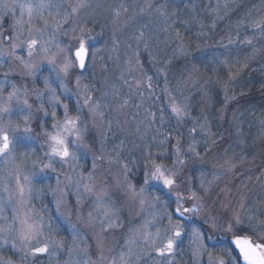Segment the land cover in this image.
I'll return each instance as SVG.
<instances>
[{
	"label": "snow or ice",
	"instance_id": "6c2138e0",
	"mask_svg": "<svg viewBox=\"0 0 264 264\" xmlns=\"http://www.w3.org/2000/svg\"><path fill=\"white\" fill-rule=\"evenodd\" d=\"M89 6L88 0H75L72 4L65 0H27L18 5L20 16L14 19L12 35L5 37L11 41L10 47L0 48V70L7 69L0 71V249L10 246L12 250V255L0 253V264H44L45 258L47 264H103L105 246L120 244L115 235L117 229L124 230L120 237L124 250L112 256L111 264H143L145 256L151 264H181L183 253L179 249L185 236L191 247L192 264H202L205 255L204 264H264V198L250 203L247 195L241 193L236 197L238 210L231 201H221L217 207V201L210 202L213 193L209 192V173L200 171L199 189L190 183L192 176L186 171L189 163H207L197 150L199 141L194 134L198 130L206 134L207 144L215 133L204 108L202 119L191 116L188 97L177 102L169 88V66L177 56L185 58L186 64L176 77V91L183 93L201 80L206 84L211 79L205 78L202 63L196 61L195 52L200 50V44L186 41L180 29L173 27L178 11H169L167 2L154 5L152 0L139 6L141 14L152 15L154 11L167 25L164 31H172L178 41L171 56L157 68V76L164 77L163 95H157L153 75L145 71L139 51H133L122 68V84L109 82L107 77L101 82L95 77L100 49L93 47L92 29L86 27V22L72 20L73 14ZM0 7L7 10L9 5ZM16 7L13 4L11 10ZM220 7L217 0L216 6L207 11L223 19ZM223 7L229 5L225 3ZM253 8L256 14L249 9L221 38L225 52L213 58V63L223 66L228 73L226 80L217 79L223 87L225 105L236 98L234 92L229 96L231 83L249 61L264 56V43L258 46V41H264V0L259 8ZM121 10L128 9L124 4L113 9L117 17ZM4 19L6 11L0 13V21ZM69 23L71 27H67ZM180 23L199 24L200 38L205 37L206 27L209 33L216 27L215 20L208 26L196 16ZM248 29L251 34H247ZM153 35L146 37L144 31H139L134 39L138 45L143 42L147 49ZM233 45L251 51L241 58L240 49L232 48ZM152 59L156 61L157 57ZM13 62L22 66L18 79L13 76ZM45 66L49 70L47 75H43ZM212 72L216 73L217 68ZM97 83L101 86L97 87ZM97 92L99 95H94ZM172 117L176 124L167 127V120ZM186 117L193 124L187 129V137L180 131ZM132 122V131L121 127L122 123ZM259 124L264 136V112ZM114 126L126 136L138 139L133 148L140 151L139 163L122 157L124 140L113 145L112 152L106 150L107 133ZM211 143L215 145L216 141L212 139ZM204 152L207 155L208 149ZM89 158L90 168L86 167ZM105 158L109 168L116 165L119 171L98 176V161ZM136 167L142 168L139 183L130 178ZM217 171L211 172L213 178H217ZM53 175L54 184L50 182ZM47 196L52 197L55 213L46 204L37 208L34 203ZM89 197L92 199L85 215L83 209ZM125 205L136 216H144L141 225L125 222ZM97 227L99 232L95 231ZM89 230L92 236L87 235ZM217 234L230 235L235 249L218 247ZM91 239L95 240V248L89 243ZM236 249L238 254L233 255ZM65 254L66 258L61 260ZM97 254L99 258L94 260ZM17 255L19 259H14Z\"/></svg>",
	"mask_w": 264,
	"mask_h": 264
},
{
	"label": "rangeland",
	"instance_id": "374dc122",
	"mask_svg": "<svg viewBox=\"0 0 264 264\" xmlns=\"http://www.w3.org/2000/svg\"><path fill=\"white\" fill-rule=\"evenodd\" d=\"M27 0H0V5L7 4L9 8L7 10L0 7V13L6 11V19L0 21V48L8 50L11 41L5 39V37L12 35V24L15 18H19L20 10L18 5L21 3H26ZM75 0H65L66 4H72ZM169 4V11L176 9L178 11V18L180 14H185L187 8L185 5L191 4L189 0H152V3H165ZM196 1L194 0L195 3ZM147 0H88L89 7L82 9L79 13H75L72 16V20H80L81 22H86V27L92 29V44L94 48L100 49L99 56L96 62L95 77L101 82L107 77L109 82L115 81L117 85L122 84L119 80L121 70L126 67L128 57L132 55L133 51L140 52V60L144 65L145 71L149 75H153L154 81L156 83V93L157 95H163L161 89L164 87V77L163 75L157 76V68L163 63V60L171 56L172 49L175 47L178 41L175 40L172 31H164L167 27L153 11L152 15L139 13V6H144ZM17 5L16 10L12 11V5ZM121 4L127 7V12L121 10L119 17L115 15L113 9H118ZM193 7L189 10H193ZM136 14V15H134ZM47 15V13H45ZM174 17L176 23L173 25L174 28H178V18ZM27 19V16L24 17ZM171 23V20H169ZM207 25V24H205ZM72 24L69 23L67 27H71ZM210 26V25H209ZM139 31H144L146 37L153 35L152 39L148 41L149 48H145L143 42L139 45L134 39V35H138ZM26 34V33H25ZM158 36L159 39L156 37ZM61 39L67 40L66 37ZM131 44L132 48L129 49L128 45ZM194 44V43H192ZM196 44H199L196 42ZM207 45H209L207 43ZM201 46V44H200ZM232 48L240 49L241 58L246 54L244 52L245 46L233 45ZM246 49V48H245ZM224 48H211V50L203 49L201 51L195 52V57L197 63H202L201 71L205 73V78L211 77L210 80L205 84L204 80L200 83L186 88L183 93L175 90L176 77L179 76L180 72L183 70L186 60L183 57H176L173 59V64H176L174 69L169 70V88L172 95L177 99V102L183 100L184 96L188 97L186 103H188L191 116L197 117L201 116V108H204V115L208 116L211 131L215 135L209 139L208 143H205L206 134L198 133L194 134L195 138L199 141L197 145V150L200 151L201 156L204 157V161L207 163H202L199 160L190 162L187 173L192 176L190 181L193 188L199 189V173L201 170L209 173L208 179L212 180V185L209 189L210 193H213L210 198L211 200L217 201L216 206L219 207V203L223 201L228 203L231 201L232 206L236 207L238 210V204L236 197L241 193H244L249 198L250 203H255L256 201L264 198V144L261 147L260 141L264 140V136L260 132L259 120L261 118V113L264 112V104L260 103V99L257 102H250L249 105L240 106V93L245 91L243 87L244 76L242 75L245 69H243L240 75L231 83L229 96L235 93V99H229L225 105V95L223 87L217 82L218 78L227 79V70L223 66L217 67L216 63H213V58L220 53L225 51ZM243 51V52H242ZM151 53V55H150ZM245 53V54H244ZM152 56H156L157 60L153 61ZM236 52L233 51L232 57L235 58ZM222 58V57H221ZM183 61V63L181 62ZM177 62H181L179 64ZM91 63V62H90ZM107 65V70H104V66ZM13 68L15 72L13 73L14 78H19L21 67L18 62H13ZM169 66V67H170ZM217 68V72L213 73L212 69ZM7 70L2 69L0 71ZM48 68L45 66L43 69V75L48 74ZM91 71V69H89ZM40 75V74H38ZM125 76L127 73L125 72ZM130 78V77H129ZM41 87L43 84L41 81H37ZM96 83V80H93ZM203 85V88H201ZM101 84L97 83V87ZM127 91V88L123 89ZM207 93V96H205ZM94 95H99L95 93ZM244 95V94H243ZM32 97L29 102H32ZM168 97L165 96L164 100L167 102ZM35 108V105H34ZM170 114V113H169ZM235 114V116H234ZM131 120V117L128 118ZM167 119V117H166ZM123 120V118H122ZM35 123V122H34ZM176 124L175 117L167 120V127H173ZM135 124H123L121 127H127L129 131H132ZM191 118L186 117L184 122L180 127V131L184 132L187 137V129L192 127ZM143 130V129H142ZM93 135L95 130H93ZM108 141L106 143V150L112 152L113 145L119 144L121 140L125 141V149L121 150L122 157H127L130 160H134L139 163L140 151L138 148H133V144L139 143L138 139H133L132 136H126L119 129L114 126L113 131H108L107 133ZM214 139L216 144L213 145L211 140ZM264 143V142H263ZM97 149H99V144H97ZM208 149V154L206 155L204 149ZM127 149H132L129 152ZM99 155V152L97 151ZM228 161L229 163H226ZM99 171L98 176L103 173L107 176V172L115 174L119 171V166L113 165L109 168L107 159L98 161ZM222 166V167H221ZM86 167H91V158L86 162ZM131 167V165H130ZM214 169H218L217 178H213L211 172ZM142 176V168H133L131 179L139 183ZM49 181H45L47 183ZM55 183L54 175L50 181ZM112 183H115L113 180ZM99 186V182H98ZM221 189H228V192H222ZM239 190V191H237ZM219 193V195H216ZM121 200L124 199L123 193H120ZM91 197L84 206L85 215L87 213L88 207L91 203ZM71 202L74 203V197L71 198ZM36 207L39 208L41 203L48 205L51 212L55 213L54 204L52 203V197H41L40 200L34 201ZM67 211V209H65ZM123 216L125 222L130 226L138 227L144 222V216H136L134 212H131L129 208L125 205L123 208ZM135 211H139V205L135 206ZM10 213V210H9ZM147 213H145V216ZM196 223L201 224V226L207 230V226L202 224V221L197 220ZM99 232V228L95 229ZM154 231V229H153ZM124 233L123 229L115 230V235L120 244L123 241L120 239L121 234ZM67 235L66 233H63ZM252 235V233H248ZM87 235L92 236V230L87 232ZM111 240V234L108 237ZM253 239L256 236L253 235ZM217 240L219 241L218 247H226L229 249H234L231 241V236H224L217 234ZM89 243L95 248V240H89ZM117 244L112 247L111 244L105 246L104 250V261L103 264H111V259L113 255H116L119 251L124 249ZM111 248V251L108 249ZM183 253L181 264H192L191 247L187 236L184 237L183 243L180 245V249ZM0 253L6 255H12V250L10 246H6L5 249H0ZM236 250L233 251V255H236ZM14 259H19L18 255L13 257ZM66 258L65 256L60 257L61 260ZM99 258L98 254L93 256L94 260ZM180 259V257H177ZM207 260L206 255L202 258V264ZM44 264H47V259H44ZM143 264H151V259L148 256L143 257Z\"/></svg>",
	"mask_w": 264,
	"mask_h": 264
},
{
	"label": "trees",
	"instance_id": "16d2710c",
	"mask_svg": "<svg viewBox=\"0 0 264 264\" xmlns=\"http://www.w3.org/2000/svg\"><path fill=\"white\" fill-rule=\"evenodd\" d=\"M189 1L194 2V0ZM195 1V3L191 2V5L194 4V8H192L193 10L191 11L189 8H187V12L185 14L181 13V16L179 18L177 17V23L178 28L185 37L186 41L194 43L193 45H195L196 42L201 44L199 51L203 49L211 50V48H218L219 46L221 47V38L226 37L227 33L234 27L235 23L239 19L244 18L249 9H252L253 13L256 14V9L253 8V5H256L257 8H259L261 2V0H219L221 5L219 15L223 16L224 18L218 19L215 13L207 11L209 7L216 6L217 0ZM225 3L229 5L228 8L223 7ZM191 16H196L201 22L207 24L208 26L212 24L213 20H215L216 27L210 33L206 27L204 30L205 37L200 38L198 36V33L200 32L199 24L190 23L188 25H181L180 23L181 20L188 19ZM251 32V29L247 30V34H251ZM207 43L209 45H207ZM223 43H226V39L223 41ZM259 43H264V41H258V46ZM245 48L244 52L246 54L250 53L251 49L247 47ZM181 62L183 63L182 60ZM181 62L177 63L182 64ZM175 66L176 64H173L169 67V70L174 69ZM242 73L244 76L243 87H245V91H243L244 95L239 97V105L246 106L249 105L250 102H257L258 99H260V103L264 104V87H262V85H264V56H257L255 59L249 61L248 67L245 68L244 72ZM263 142L264 140L259 142L261 147L264 144Z\"/></svg>",
	"mask_w": 264,
	"mask_h": 264
},
{
	"label": "water",
	"instance_id": "95a60500",
	"mask_svg": "<svg viewBox=\"0 0 264 264\" xmlns=\"http://www.w3.org/2000/svg\"><path fill=\"white\" fill-rule=\"evenodd\" d=\"M238 250V249H237Z\"/></svg>",
	"mask_w": 264,
	"mask_h": 264
}]
</instances>
